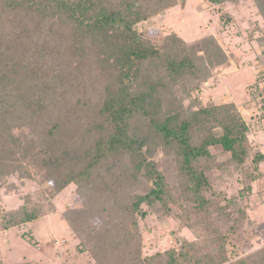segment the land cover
Masks as SVG:
<instances>
[{
    "label": "trees",
    "instance_id": "1",
    "mask_svg": "<svg viewBox=\"0 0 264 264\" xmlns=\"http://www.w3.org/2000/svg\"><path fill=\"white\" fill-rule=\"evenodd\" d=\"M253 1L264 18V0ZM175 5L0 0V184L11 175L36 177L49 200L69 185L86 190L82 202L102 208L92 206L93 219L90 207L73 210L76 221L67 214L63 220L94 264H224L225 243L217 244L212 232V243L184 242L142 258L139 221L180 209L184 226L201 228L203 220L222 215L215 195L207 196L212 166L242 173L248 192L261 175L264 156L251 153L249 128L234 106L193 105L201 65L219 68L225 49L211 35L186 42L171 32L154 43L138 33L139 23ZM220 21L225 26L230 18ZM180 91L184 106L175 104ZM26 127L34 134H22ZM212 147L226 158L216 160ZM156 151L164 165L177 167L176 183L150 160ZM119 166L124 175L113 177ZM21 200L1 215L0 231L45 215L29 194ZM234 264L256 263L243 258Z\"/></svg>",
    "mask_w": 264,
    "mask_h": 264
},
{
    "label": "rangeland",
    "instance_id": "2",
    "mask_svg": "<svg viewBox=\"0 0 264 264\" xmlns=\"http://www.w3.org/2000/svg\"><path fill=\"white\" fill-rule=\"evenodd\" d=\"M221 15L230 18L225 26L220 21ZM136 29L141 36L154 43H159L171 32L186 42L211 35L225 49L227 60L217 69L201 65L200 73L204 77L199 79L198 90L191 92L192 100H196L193 105L211 102L232 104L249 128L247 140L251 153L261 152L264 156V18L253 0H238L223 5L213 4L210 0H176L174 7L139 23ZM176 96L175 104H187L181 91ZM30 130L26 127L22 134H30ZM211 153L216 160L226 158L220 147H212ZM163 159V154L156 151L150 160L157 164L170 182L176 183L179 179L177 167L171 161L164 165ZM245 163L249 165L250 159ZM258 170L261 175L250 183L248 192L242 173L232 167H211L207 196L213 198L215 195L222 215L213 214L211 219L203 220L201 228L193 230L184 226L185 218L180 220L177 217H185L180 209L178 214L173 212L171 216L164 217L151 214L139 221L142 258L165 255L168 249L178 250L184 242L212 243L213 238L209 239L214 233L217 244L221 241L225 243L227 261L224 264H234L243 258L264 264V161L259 164ZM124 171L125 168L119 166L111 173L115 172L113 177H117L124 175ZM4 181L0 184V217L18 209L22 204L21 198L27 194L44 208L45 215L23 227L0 231L1 263L94 264L84 251L79 252V240L63 220V215L67 214L72 221H76L72 214L75 209L102 208L95 201L82 202L88 199L86 190L79 192L76 186L69 185L49 200L36 177L22 180L11 175ZM51 205L53 211L50 213L48 209ZM93 212V207L89 213L86 211L91 219ZM97 221L98 218L94 220L95 223Z\"/></svg>",
    "mask_w": 264,
    "mask_h": 264
}]
</instances>
